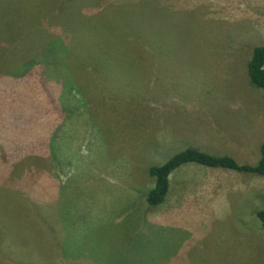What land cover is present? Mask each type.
<instances>
[{"label":"rangeland","instance_id":"1","mask_svg":"<svg viewBox=\"0 0 264 264\" xmlns=\"http://www.w3.org/2000/svg\"><path fill=\"white\" fill-rule=\"evenodd\" d=\"M87 1L97 0H0V22L16 27L12 38L19 39L21 31L26 39L30 35L23 42L25 54L34 51L37 37L40 59L28 66L37 68L44 88L35 111L48 100L53 106L37 126L27 119L14 122L24 127L17 148L35 157L18 164L20 157L9 154L8 139L0 136V264H139L136 256L120 259L124 253L129 257V249L144 251L142 264H264V228L256 216L264 207V177L183 165L171 176L174 193L185 194L182 202L172 210L165 206L160 216L158 209L149 214L136 192L147 168L170 156H154L160 145L170 154L195 146L239 163L257 161L264 90L250 84L246 65L252 47L264 43V0H150L139 17L146 27L136 34L130 11L117 9L108 20V37L100 32L105 9L85 16ZM167 20L172 24L163 35ZM47 21L74 37L72 56L41 55L42 34L35 33ZM138 37L137 62L132 47ZM4 62L1 58L0 68ZM131 104L137 105L138 121L131 112L124 119ZM55 140L60 143L54 147ZM42 159L70 164L63 171L64 187L45 186L50 203L31 204L33 189L16 194L4 181L12 183L7 174L17 165L34 178L44 171ZM112 170L125 174L121 183ZM78 177L83 188L90 187L86 200L75 195ZM109 179L114 191L100 211L98 188ZM28 204L40 217L22 222Z\"/></svg>","mask_w":264,"mask_h":264},{"label":"trees","instance_id":"2","mask_svg":"<svg viewBox=\"0 0 264 264\" xmlns=\"http://www.w3.org/2000/svg\"><path fill=\"white\" fill-rule=\"evenodd\" d=\"M97 1L95 2L87 1L86 3L88 4H86L83 7V14L86 16L91 11L97 12L101 9H105L104 11L108 16H106L107 18L105 19H100L101 27H102L100 32L102 36L104 37L110 36L111 34L110 29L112 28V25H108V20L109 21L112 20L113 18L112 14L117 9L130 11L131 15H133L131 28L132 31L135 32L136 34L142 27H146L145 23L142 26H140L141 21L139 20V17L140 14L144 12L143 11L144 4L150 0H147L144 3L135 2L131 0H99L98 2ZM98 13H101V11ZM52 23L54 22L47 21L46 25L44 27L38 28L37 29L38 31H36L35 33V35L37 33L42 34L40 38V41L42 43L40 44L39 49L44 45L43 46L44 50L42 51L41 55L43 56L54 55L55 57H61L66 55L72 56L74 54V47H73L74 37L67 36L65 33L63 35L62 34L63 32L60 30V28L58 26L53 27L54 24L52 26L51 25ZM90 23H91V19H87L86 28H88ZM171 24L172 21L169 20L162 23L163 26L161 30H163V32L161 30L160 31L162 32L163 35L165 34V30L168 29L171 26ZM14 26H15L14 24L0 22V59L1 58L5 59L3 66L0 68V136L8 139L7 143L10 145V150H11L8 151L9 154L19 156L21 160L18 164H21V162L26 161L31 157H35L36 155H33L27 152L26 150L20 151L17 148V145L21 146L23 144L22 137L19 131L24 130V127L14 126V122L19 119H22L23 121L27 119L28 121H30L31 127H34V125L37 126L38 124L35 121L37 119H48L46 114L47 109H51L53 106H52V102L48 100L46 104L41 108L39 113H36L35 111V109L40 106L39 100L43 93L42 89L44 88L43 86H41V77H39L37 68L35 67L31 69L28 66L37 63L40 59L39 57H37L38 51L36 50L37 37H35L33 40L34 51L30 53L31 55H27L24 52L23 42L26 41L30 37V35L26 39V33L21 31L19 35V39L16 38L13 39L12 37L14 36H11V32L12 31L13 33L16 32V27ZM166 38L169 37L166 36ZM139 43H140V39L138 37V46L132 47L133 50L132 55L137 56V57L133 56L132 58L134 61L137 62L139 61L140 54L136 51H138V49H141ZM67 50L69 52H67ZM10 51L13 52L15 51V53H11ZM12 54L18 56V60H13L11 57ZM24 55H26L25 58L29 57V59L23 61L22 59ZM246 72L248 74L250 84H252L256 88L264 90V43L254 45L252 47L246 65ZM139 77H143L148 80L146 74L142 72H139ZM84 97H86V101L90 100L91 98L87 93H85ZM133 98H136L137 102L140 103L139 100L140 97H133ZM131 107L132 109L130 111L124 110L125 113L124 119L127 120L128 118L126 117V115L127 113L131 112L132 115L137 118L136 121H138V115L136 112L137 105L131 104ZM20 114H23L24 116L19 118ZM118 115H119L118 121L123 123V121L120 119L121 116L119 113ZM173 138L174 137L171 136L170 140L166 143V145L170 146L172 144ZM80 141L81 140L77 142L79 152L81 151V147L83 145V143L82 142L80 143ZM59 143L60 141L55 140L52 143V146L55 147L56 144ZM65 144H67L66 140H65ZM157 144L160 145V141H157L155 143V147ZM258 148L260 153L259 158L254 164H249V163H239L233 156L229 154L210 153L206 150H201L195 146H189V147L187 146L181 150H178L175 153L173 152L170 154L169 149L160 145L155 148L154 156H158V154L163 152H166L170 156H168L167 158L166 157L160 158V161H162L160 164L156 163L147 168L146 175H144L145 178H143L142 181L143 185L136 183L138 185V189L136 190V192L141 191L139 193V201L142 203V205H145V209L149 211V214L154 213V211L158 209L157 213L159 214V216H160V210L162 208H165V206L172 210L177 203V207H178L181 204L183 196L185 194L174 193V190H172L171 186L175 182L171 181V176L173 173L175 174V172L181 166L186 164L194 163L205 167L230 170L235 172H244V173H249L264 177V140H262L261 143L259 142ZM21 152H23V155H21ZM48 153L53 154V151H50ZM77 158L78 160L81 159L78 156ZM69 164H70L69 161L66 164H62V165H59L58 163L55 162L54 163L52 162V164H50V162L49 163L44 162V159H42L41 167L44 168V171L39 172L32 179L27 175L26 169H24L22 166L18 167L17 165L14 172H12L11 174L10 173L7 174V177H9V181H11L12 183H8L7 180H5L4 184L7 183L16 192V194L17 192L28 193L31 189H33V191L36 192L35 193L36 197L30 200L31 204L47 205L50 202L47 201L45 203L46 199L48 198L45 196V190H47L45 186H48L50 184L52 185L50 187L55 189L57 188L60 189V186L64 187L65 178L63 176V171L66 170V174H67ZM112 171H113V175H116L118 178L117 183H121L123 181L122 179L125 177V174H117L114 170ZM54 173H58V174L54 175ZM88 175H93V174H88ZM16 179H18V181H16ZM108 181L109 184L107 186L101 187L100 185L98 188L99 200L104 202L103 207L97 208L100 211L104 210L106 201L111 198V196L109 195V191L111 192L114 191V188L111 189L109 188V185L111 183L110 179ZM40 182L42 184L38 185V183ZM77 187L79 190L75 191V195L78 196V200L80 199L86 200V193H89V197H90V189H89L90 187L83 188V185L79 180V177H78ZM171 200L172 203L171 206L169 207L167 203ZM29 205L30 204L26 205L23 208V212L20 215L22 222L29 220L30 215H32L34 218L40 217L39 212L35 213L34 211L27 209ZM256 216L258 217L261 226L264 228V207L256 212ZM126 238H128V236ZM134 239H136V237H133V240ZM156 240H158V238L155 237L154 241ZM146 241L147 244L145 245L144 243L143 246L144 247L146 246L148 248L149 240H147L146 238ZM126 242H128V240H126ZM129 250L132 252L129 253V257L126 258V255L124 253L122 256H120V259L122 258L124 261H126L136 256V258L139 261V264H142L141 253H143L144 251L142 252L138 251L140 249H129ZM156 258H160V257H156ZM23 261L24 260H20V263H22ZM1 262H4V260H1ZM7 262L10 264H17L11 261H7Z\"/></svg>","mask_w":264,"mask_h":264},{"label":"crops","instance_id":"3","mask_svg":"<svg viewBox=\"0 0 264 264\" xmlns=\"http://www.w3.org/2000/svg\"><path fill=\"white\" fill-rule=\"evenodd\" d=\"M56 174H58V173H54V175H56ZM63 176H64V174H63ZM58 183H59V182H58ZM58 183H57V184H58ZM90 183L93 184L94 181H93V180H90Z\"/></svg>","mask_w":264,"mask_h":264},{"label":"clouds","instance_id":"4","mask_svg":"<svg viewBox=\"0 0 264 264\" xmlns=\"http://www.w3.org/2000/svg\"><path fill=\"white\" fill-rule=\"evenodd\" d=\"M228 171H230V170H228Z\"/></svg>","mask_w":264,"mask_h":264}]
</instances>
